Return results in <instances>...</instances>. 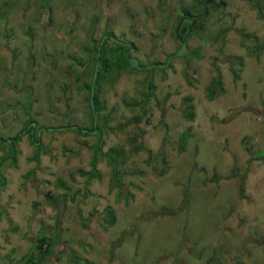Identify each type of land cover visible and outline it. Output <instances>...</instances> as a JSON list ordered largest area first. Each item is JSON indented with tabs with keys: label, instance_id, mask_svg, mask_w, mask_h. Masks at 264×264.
I'll return each mask as SVG.
<instances>
[{
	"label": "rangeland",
	"instance_id": "374dc122",
	"mask_svg": "<svg viewBox=\"0 0 264 264\" xmlns=\"http://www.w3.org/2000/svg\"><path fill=\"white\" fill-rule=\"evenodd\" d=\"M223 1L205 2L206 18L167 66L125 65L102 82L93 117L80 87L98 61L83 71L92 40L103 32L132 43L141 65L164 62L180 46V16L187 24L203 0H0V137L10 143L29 118L53 127L36 144L0 140V155L16 151L14 164L0 163V264H20L40 233L55 243L45 264H264V0ZM106 46L114 62L122 48ZM90 124L100 133L84 134ZM133 136L143 147L134 152ZM94 144L121 146L120 169L141 171L124 174L126 200L109 190L103 159L99 177L78 172ZM57 180L63 204L45 197L63 191Z\"/></svg>",
	"mask_w": 264,
	"mask_h": 264
},
{
	"label": "trees",
	"instance_id": "16d2710c",
	"mask_svg": "<svg viewBox=\"0 0 264 264\" xmlns=\"http://www.w3.org/2000/svg\"><path fill=\"white\" fill-rule=\"evenodd\" d=\"M209 0H203L202 4H201V9L195 8V9H188L186 13H184V16H187L188 18V22L187 24L186 22V18H182L183 16H180V20H178V25L176 26V28L173 30V34L175 35L176 39L178 40H183L186 41L190 35L194 34L195 30H192L191 28L193 26H195V24H199V22H201L202 20H204L206 18V12L204 13V15H200L199 13H201L203 11V8L205 7V2H208ZM210 4L215 5V6H219L222 7L225 3L223 0H221L218 3L213 2L212 0H210ZM207 6V5H206ZM202 23V22H201ZM199 29V28H197ZM196 33V32H195ZM103 34V32H102ZM102 34H100V36L96 39V40H92V45H91V49H90V60L87 61V63L84 65L85 67L83 68V71H86V67H88V62H90V65L92 64V62L94 63V59L96 60V58L98 59L97 61V69H96V76H95V81H94V93H93V105H94V109L96 110V113L103 111L104 109V103L103 100L99 99V94H100V85L102 82L104 81H109V79H113L118 72L122 71L123 68H125V65L132 70H137L135 68H131L128 65L127 62V57L126 54L124 53V51H126L128 49V47L125 44H118L121 48H122V52L113 57V61L112 62L107 56H106V49L107 46L106 44H109V39L106 36L103 41L101 42L100 46H99V54L98 56H96V50H97V42L99 40V38L102 36ZM244 36V33H243ZM180 41H177V46H179ZM131 46H133V44L131 43ZM103 48V52L101 53V49ZM262 46H257V48H261ZM169 54V53H168ZM166 54V56L168 55ZM165 56V57H166ZM173 57V56H172ZM74 59V58H73ZM92 60V62H91ZM113 65H116V70L114 72V74L111 72L113 71V69H111V67ZM91 68V66H90ZM119 70V71H118ZM92 71V70H91ZM90 71V79L88 82H82L80 84V87L83 89H86L87 92H89V85L91 82V74ZM118 71V72H117ZM117 72V73H116ZM79 76V75H78ZM78 76L76 78H78ZM149 89H152V85L149 84ZM218 88H220V80H219V76H215L213 78H211L208 86H207V92H206V97L208 99H212L215 96L216 91L218 90ZM135 101H131L128 104L135 106ZM99 113V115H100ZM104 114V113H103ZM107 114L104 115V117H106ZM184 117L187 118H191L192 117V110L191 108H189L187 110V112L185 114H183ZM33 119V118H29ZM106 118H104L105 120ZM31 127V126H29ZM93 128H97V134L100 133L101 131V125H99V128L96 127V125H92L90 124V126L88 127V130H86L84 132V134H88ZM76 130H78L80 132V128H74ZM28 131V129H27ZM188 136L187 133H182L181 134V138H180V143H183L185 141V137ZM19 139V137H11V142H7L6 139H1V141L5 142L6 144L9 143V145H13V143ZM33 144V142H32ZM41 144L39 143L38 145H35V147L39 148ZM181 147V146H180ZM179 147V148H180ZM142 145L139 143V141H137V139L133 136L131 138V142H130V151L134 152L138 149H142ZM126 157V153L125 150L118 145L115 146H110L108 147L106 150H102L101 149V145L100 144H94L93 146H91V153H90V159H89V169L84 171V170H78V172L81 175H86L87 178H93V177H99V171L96 169L95 164L96 161H98L99 159H103V161L105 162V164L110 168V184H109V190L112 189L113 187H116L119 189V191H121V196L123 195L124 200H126L127 196H130L131 194H129V191L127 190H120L121 185H122V178L124 176V174H127L128 172H130L131 174H135V175H141V171L140 170H122L120 169L121 164L123 163L124 158ZM16 159V151L14 148L5 151V153H2L0 155V163H2L5 160H9L11 164H14ZM0 183H3V178L0 177ZM56 186L58 188H61L63 191L57 193V196L55 197L52 193H45V197H49L51 199H55V202L57 203L58 201L63 204L65 203V199L68 195V191H65L66 187L62 184V182L60 180H57ZM118 195V194H117ZM103 222L106 223L107 225H112L115 221V214L112 210V208L110 206H105L103 208ZM54 240L48 236L46 233H40L38 235H36L35 239H34V244H33V249L30 250L25 256L24 258H22L19 263L20 264H45L46 261L49 259V256L52 254L53 252V246H54ZM111 256L109 255L108 259L110 261Z\"/></svg>",
	"mask_w": 264,
	"mask_h": 264
},
{
	"label": "water",
	"instance_id": "95a60500",
	"mask_svg": "<svg viewBox=\"0 0 264 264\" xmlns=\"http://www.w3.org/2000/svg\"><path fill=\"white\" fill-rule=\"evenodd\" d=\"M219 0H214V2L218 3ZM201 16L203 14H200ZM106 36H103L100 38V41H99V44L97 46V50H96V56H98L99 54V46L101 44V42L103 41V39L105 38ZM109 40H111L112 42H115V43H118V44H125L128 47V49L126 50L125 54H126V57H127V62H128V65L131 67V68H135V69H149L151 67H158V68H162V67H165L168 65L169 61H170V58L172 56H179L181 55L184 50H185V41L181 40L180 41V46L178 47V49L176 51H174L173 53H170L167 55L166 59L164 62H161V63H149V64H144V65H141L139 64L138 62V59L134 56V55H130L129 53L133 50V46H131L129 43H125L119 39H116L114 38L113 36H109L108 37ZM96 69H97V60H96V64H95V68H94V71H93V74H92V77H91V82H90V85H89V102L91 104V108L93 109V117L95 116L94 114V105H93V93H94V81H95V76H96ZM94 120L95 118L93 119V123H94ZM32 124L34 125V122H32ZM95 125V124H93ZM71 128H76L75 125H71L69 126ZM67 126H60L58 127L57 129L58 130H64L66 129ZM47 129L50 131L53 129V127H47ZM40 131V128L37 129V134L39 133ZM92 131H96V128H93ZM10 141V139H8Z\"/></svg>",
	"mask_w": 264,
	"mask_h": 264
},
{
	"label": "flooded vegetation",
	"instance_id": "af4514ba",
	"mask_svg": "<svg viewBox=\"0 0 264 264\" xmlns=\"http://www.w3.org/2000/svg\"><path fill=\"white\" fill-rule=\"evenodd\" d=\"M210 2V0L207 2V3H209ZM122 41V40H121ZM125 42V41H124ZM125 43H129L130 45H131V43L130 42H125ZM127 46V45H126ZM127 47H129V46H127ZM135 49H136V47L133 45V50L129 53L130 55H134L135 56ZM126 52V51H125ZM171 53H173V52H171ZM31 120H34V119H30V120H28L19 130H17L16 131V133L14 134V137H21L22 135H24V134H26L27 135V137H28V139L29 140H31V142H35V140H37L36 142H35V144L36 143H38V141H39V137H40V133L44 130V129H46V130H48L47 129V127H49V126H43V125H40V123H37V121L36 120H34V121H31ZM32 122H34V125L32 126V127H29V126H31L32 125ZM30 123V124H29ZM38 124V125H37ZM40 128V131H39V133L35 136V130L37 131V129H39ZM23 129V130H22ZM27 129H28V131H27ZM55 129V128H54ZM22 130V131H21ZM53 130V129H52ZM52 130H50V131H52ZM49 131V130H48ZM1 139H3V138H1L0 137V140ZM4 139H6V138H4Z\"/></svg>",
	"mask_w": 264,
	"mask_h": 264
}]
</instances>
